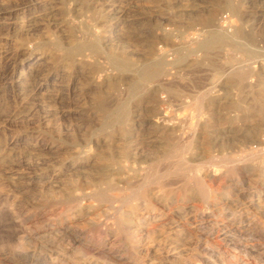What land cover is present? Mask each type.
Listing matches in <instances>:
<instances>
[{"label": "rangeland", "instance_id": "obj_1", "mask_svg": "<svg viewBox=\"0 0 264 264\" xmlns=\"http://www.w3.org/2000/svg\"><path fill=\"white\" fill-rule=\"evenodd\" d=\"M0 264H264V0H0Z\"/></svg>", "mask_w": 264, "mask_h": 264}, {"label": "bare ground", "instance_id": "obj_2", "mask_svg": "<svg viewBox=\"0 0 264 264\" xmlns=\"http://www.w3.org/2000/svg\"><path fill=\"white\" fill-rule=\"evenodd\" d=\"M220 19V18H219ZM210 21H212V20H210ZM154 113V112H153ZM111 155V154H110ZM108 160V159H107ZM118 160V159H117ZM130 162V164H134V163H136L135 161H129ZM128 167V166H127ZM132 167H133V165H132ZM131 170V169H130ZM202 193V192H201ZM142 195H145V192H142L141 193ZM203 194V193H202Z\"/></svg>", "mask_w": 264, "mask_h": 264}]
</instances>
